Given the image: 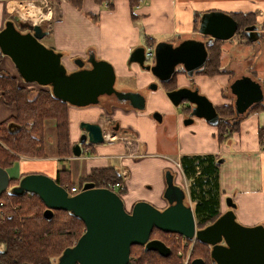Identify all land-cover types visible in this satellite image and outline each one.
Masks as SVG:
<instances>
[{"label": "crops", "instance_id": "1", "mask_svg": "<svg viewBox=\"0 0 264 264\" xmlns=\"http://www.w3.org/2000/svg\"><path fill=\"white\" fill-rule=\"evenodd\" d=\"M107 1L111 0L103 2L97 0H0V29L15 14L13 11L19 10L21 13L23 7L34 6L40 12L38 20L34 23L45 26V29L49 31L42 42L63 53V63L69 71L77 69L74 59L87 58L89 52H94L98 59L107 60L114 66L117 79L126 88L123 90L140 91L146 85L158 80L150 71L142 69L136 62H129L135 48L148 47L160 41L177 44L191 38L203 40L201 37L204 35L194 29V20L200 19L201 15L208 11L220 10L229 14L253 12L256 14L255 26L260 36L250 43L244 42V39H240L241 43H239L237 41L240 37L237 33L232 39L224 41L221 53L224 73L195 74L193 77L186 73H177L176 81L178 87L191 85L198 87L215 106L229 105L233 102L232 96L223 95V89L235 78L248 75L260 83L264 81V0H141L134 7L131 6V0H112L113 5L110 8L106 4ZM12 6L18 10L13 9ZM147 39L150 41L148 45ZM239 46L251 49V52L240 56L237 54ZM72 65H75V68ZM0 71L18 75L15 64L6 55L0 56ZM216 84L218 88L222 85V88L220 87L219 90ZM159 86L160 90L157 94L162 97L161 101L155 102L152 99L154 97L152 93L149 97V105L147 103L149 109L146 112L136 113L134 109H131L123 120V124L127 126L131 125L129 122L131 119H138L131 126L141 136L140 141L143 144L145 142V146L148 147L147 152L141 147L142 153L138 154L139 157L126 158V146L122 142L110 141L104 145L96 144L88 147L79 157L71 152L68 157L60 158L57 155L55 130L51 129L49 133L46 130V138L48 143H53V154H47L45 158H21L7 169L8 172L10 170L14 172L9 173L10 178L21 179L29 173H44L56 178L59 170H66L63 162L68 160L78 163L76 164L77 174L70 169L67 170L70 171L72 182L80 188L79 180L82 176L90 173L95 167L110 166L113 165V161H116V166H120L127 172L124 177L126 193L122 195L127 210L140 200H146L158 207L165 202L162 199L165 191L162 182L165 168L177 170V182L186 181L189 190L191 180L184 174L180 159L183 156L212 154L217 157L219 163L221 212L228 210L226 198L231 197L236 204L234 212L239 223L245 226L264 225V141L260 134L261 129L264 130V108L251 111L240 121L239 129L234 131L225 142L220 143L217 138V127L205 119L196 118L192 125L183 124V120L187 118L186 109H183V114L179 112L166 97L164 92L167 91L162 82ZM73 107L75 106H69V131L72 146L78 142L75 129L72 124L70 125V118L73 120L74 116ZM78 108H82L78 111L80 119L101 121L99 116L104 109L101 105ZM154 109L161 110L162 121L148 115ZM117 110L116 117L123 119V111ZM16 113L15 106L5 104L0 93V122ZM149 126L161 132L160 141L171 143L173 138L176 139V151H155L152 146L150 147V144L154 145L155 141L144 132ZM172 153L177 154L176 162L170 159ZM80 159L87 161L83 166V172L86 171L84 174L80 173L82 172L81 162H77ZM219 160L222 161L219 162ZM59 161H63L61 167L58 165ZM15 164L17 170H14ZM76 175L78 176L75 177ZM187 192L189 196V191ZM190 202L194 207V203L191 200Z\"/></svg>", "mask_w": 264, "mask_h": 264}, {"label": "water", "instance_id": "2", "mask_svg": "<svg viewBox=\"0 0 264 264\" xmlns=\"http://www.w3.org/2000/svg\"><path fill=\"white\" fill-rule=\"evenodd\" d=\"M238 28L239 23L231 14L208 11L201 16L199 26V33L209 37L207 42L197 39H186L176 45L168 41L157 42L153 64L145 62L146 46H138L131 53L129 62H136L162 83L170 80L179 67L193 77L194 72L207 62V45L213 40L232 39ZM244 32L251 41L260 36L255 25ZM48 34L41 24L23 20L18 14L0 29V51L11 58L24 82L50 86L54 96L75 107L98 105L104 96L114 95L134 109L145 108L146 98L140 91L116 89L114 66L107 60L98 59L94 52H89L87 58L74 59L78 68L69 71L63 63V53L42 42ZM158 86V82H153L150 88L157 89ZM230 89L235 96V117H241L253 105L264 102L262 84L251 76L235 78ZM166 93L175 106L187 104L185 109H190L184 124H192L196 118L213 125L218 123L220 116L216 106L198 87H178ZM155 116L162 121L161 114ZM81 127L86 133L72 149L76 157L81 156V144L86 140L95 145L105 141L100 124L83 121ZM10 180L7 169L0 166V196L8 190ZM12 191L37 194L47 206L44 215L48 218L54 210H63L84 222V233L73 246L63 251L55 264H129L134 245L144 246L146 251H156L164 257L170 256L172 249L164 241L151 239L154 229L209 245L210 257L215 264H264L263 224L245 226L239 223L234 212L236 204L228 197V210L210 224L198 228L193 206L186 202L187 192L171 177L167 179L164 192L169 205L163 209L140 200L129 211L120 194L93 183H85L80 191L71 194L67 187L44 173L24 175ZM191 264H205V261L195 258Z\"/></svg>", "mask_w": 264, "mask_h": 264}, {"label": "trees", "instance_id": "3", "mask_svg": "<svg viewBox=\"0 0 264 264\" xmlns=\"http://www.w3.org/2000/svg\"><path fill=\"white\" fill-rule=\"evenodd\" d=\"M103 2L104 0H97ZM140 0H131L134 7ZM110 8L112 0L107 4ZM134 10V8H133ZM134 14V13H133ZM239 23L238 34L244 42H252L244 30L257 24L256 14L232 13ZM194 29L199 30L200 19L195 18ZM221 40H213L207 45L208 59L206 64L194 72L195 74L216 75L225 72L221 64L223 51ZM146 44H150L147 39ZM3 53L0 51V56ZM177 73H186L181 67L172 78L163 83L166 91L178 88ZM27 84H35L38 88H29ZM264 92V81L261 83ZM0 93L3 101L9 106H15L16 115L0 122V166L8 169L23 158H45L47 155V125L56 129L57 155L60 158L71 154L69 131L70 104L57 98L50 86H40L36 83H26L21 77L0 71ZM264 108L263 102L253 105L241 117H235L234 103L216 106L220 119L215 125L218 129L217 138L220 143L231 137L239 129L240 121L251 111ZM263 139L264 130L260 131ZM180 164L184 174L191 180L189 197L194 203V212L200 226L216 220L221 214V191L219 183V163L215 155L183 156ZM57 183L67 187L71 194L75 183L72 182L69 170H59ZM20 179L11 178L7 191L1 194L0 202V264H55V258L63 251L73 246L84 233V222L74 214L54 210L51 217H46L47 208L41 198L34 193L15 194L11 186L19 184ZM80 188L86 183L97 187H106L116 191L121 196L126 193L124 178L114 166L95 167L86 176L80 178ZM160 231L159 229H154ZM151 238H155L152 237ZM202 246L207 244L197 240ZM138 251L132 255L129 264H154L159 255L156 251H146L144 246L134 245ZM209 246V245H208ZM155 253V254H153ZM172 255V254H171ZM210 252L199 255L205 264H215ZM208 257V259H207ZM134 258V259H133Z\"/></svg>", "mask_w": 264, "mask_h": 264}, {"label": "rangeland", "instance_id": "4", "mask_svg": "<svg viewBox=\"0 0 264 264\" xmlns=\"http://www.w3.org/2000/svg\"><path fill=\"white\" fill-rule=\"evenodd\" d=\"M13 7V9H16V10H18L16 7H14V6H12ZM15 14H18V15H20L22 18H23V20H26V21H29V22H31V23H34V17H36V16H40V13H37V14H35V13H29V14H27L28 16L27 17H25V16H22L21 15V13L19 12V10L18 11H13ZM203 15V14H202ZM201 15V16H202ZM31 18V19H30ZM43 26V25H42ZM44 28H45V26H43ZM47 27V26H46ZM240 37V36H239ZM143 38H144V40H145V35L143 34ZM201 38H203V39H205V38H207L206 36H202ZM240 39H244L243 37H240L239 38V41H237V42H239V43H241V40ZM244 41V40H243ZM236 42V41H235ZM236 42V44L237 45H239L238 43ZM44 43V42H43ZM225 43V42H224ZM223 43V44H224ZM144 44H145V42H144ZM250 50V51H249ZM237 51H238V53L237 54H239L240 56H243V55H248L250 52H251V49H248V48H246V47H241V46H239V47H237ZM74 66V68H75V65H72V67ZM77 67V66H76ZM17 69V68H16ZM17 72H18V75L17 76H19L20 77V74H19V71H18V69H17ZM219 80V79H218ZM23 81V80H22ZM24 82V81H23ZM160 81L158 80V83H159ZM153 83V82H152ZM152 83H150V84H148V85H146L142 90H140L141 91V93H143V95L145 96V98H146V104H145V108L143 109V110H134L136 113H138V112H146L149 108H148V106H147V103H148V105H149V97H150V94H152V93H154V97L152 98L155 102H159V101H161L162 100V97L160 96V95H158L157 94V92L160 90L159 88L158 89H151L150 88V85L152 84ZM161 83V82H160ZM160 83H159V85H160ZM123 84L121 83V81L120 80H118L117 79V81H116V84H115V87H116V89L117 90H123V89H126V88H124L123 86H122ZM217 85V84H216ZM27 86L29 87V88H34V89H37L38 87L35 85V84H27ZM160 87V86H159ZM222 88V85H219V88H218V85H217V88L220 90L221 88ZM217 89V90H218ZM223 95H225V96H232V98H233V103H234V99H235V96L231 93V89H230V84L228 85V86H225V88L223 89ZM165 93V95H166V97L168 98V100H169V102L173 105V106H175L172 102H171V100L169 99V97L167 96V93L166 92H164ZM104 98V97H103ZM102 101H103V99H102ZM185 106H186V104H181L180 106H175L176 108H178V110H179V112H181L182 114H183V109L185 108ZM85 108V107H84ZM80 109H82V108H78V107H73V109L72 110H74V116H73V120H71V118H70V125L72 124V126L74 127L73 129H75V133H76V139H77V141H79V138H80V135L82 134V132H83V129H82V127H81V123L83 122V121H85L84 119H80L79 118V113H78V111L80 110ZM185 112H187V116L189 115V112L188 111H186L185 110ZM156 113H159V114H161V116H162V112H161V110H158V109H154V110H152V111H150L149 113H148V115L151 117V118H153V119H155L156 120V118H155V115H156ZM125 117H127V116H123V120H124V118ZM135 121H138V119H131V121H129V122H131V125L133 124V123H135ZM183 124H184V120H183ZM130 125V126H131ZM159 125H161V123H159ZM192 125V124H191ZM51 129H53V131H54V133H55V135H56V129H55V127L52 125V126H50L49 124L47 125V133H49V132H51ZM144 132H146V133H148L149 135H150V137L152 138V140L154 139V141H155V144L153 145H151L150 143V147L152 146V148L155 150V151H170L171 150V152H172V150L173 151H176V149H177V140L176 139H172V141H171V143H169V142H164V141H160V138H161V136H162V134H161V132H158V130H157V128H155V129H153L152 127H148V128H145V130H144ZM46 133V134H47ZM108 133V132H107ZM156 133H157V136H156ZM49 135V134H48ZM48 135H47V137H48ZM141 135V134H140ZM141 137V136H140ZM56 140H57V138H56ZM113 140V139H112ZM115 141H118L117 140V138L115 139ZM107 144V143H106ZM168 144H169V146H168ZM47 148H46V152H47V154H50V155H52L53 154V149H54V147H53V143H48L47 142ZM97 145H104V143H101V144H97ZM151 149V148H150ZM90 151H92L91 149H89ZM127 150V154H125V156H126V158H133V159H135V158H137V157H139L140 155H138V156H134L133 155V153H130V150H128V149H126ZM153 151V150H152ZM169 154V153H168ZM173 155H171V157H170V159H173V161L174 162H176L175 161V159H177V154L176 153H172ZM23 158V157H22ZM81 162V168H82V172H80V173H82V174H84V173H86V171L85 172H83L84 170H83V166H84V164H86L87 163V161H85L84 159H80V160H78L77 162ZM63 162V161H62ZM62 162H60L59 161V163H58V165H59V167H61V163ZM119 163V162H118ZM76 164H78V163H75V162H73V161H68V160H66L65 162H63V165L66 167V169H70L74 174H77L76 173ZM112 164H114V165H116L117 164V162L116 161H113L112 162ZM14 170H17V165L15 164L14 165ZM9 173H14L12 170H10L9 171ZM178 173V172H177ZM11 175V174H10ZM78 175H76L75 177H77ZM74 177V178H75ZM80 182V181H79ZM78 181H77V183H79ZM125 182H126V178L124 179V184H125ZM183 182V181H182ZM182 182H181V180H180V182L179 183H181V184H179L186 192L187 191H189L188 190V186H187V184H186V181H184L183 182V185H182ZM11 187H13V186H11ZM123 197V200H124V196H122ZM163 200H165L164 198H162ZM126 201V200H125ZM186 202H187V204H189V205H191V206H193L192 205V203L190 202V199H189V196H188V192H187V198H186ZM125 203V202H124ZM165 204H166V202H163L162 203V205H159L158 206V208H161V209H163V207H165ZM131 209L132 208H128V210L129 211H131ZM196 222H197V219H196ZM210 224V223H209ZM206 225H208V223L207 224H205L204 226H200V225H198V223H197V227L198 228H202V227H205ZM85 231V230H84ZM152 237H155V238H158V239H160V240H162V241H164L168 246H170V248L172 249V255H170V256H168V257H164V256H162L161 254V257L159 256V255H157V257H156V259L155 260H153L154 261V264H191V262H192V260H194L195 258H197V256H199V255H204V254H207V252H210L211 251V247L210 246H202L201 245V243L200 242H198L197 241V239H188V238H185V237H183V236H180V235H178V234H175V233H168V232H163V231H158V230H155L154 232H153V234H152ZM139 249H138V247L137 246H133L132 247V249H131V252L133 251V253H132V255L133 254H135L137 251H138ZM153 254H155V253H153ZM155 256H156V254H155ZM210 256V255H209ZM58 258L59 257H57V258H55V262H57L58 261ZM134 259V258H133ZM207 259H208V257H207ZM145 264H147V263H145Z\"/></svg>", "mask_w": 264, "mask_h": 264}, {"label": "flooded vegetation", "instance_id": "5", "mask_svg": "<svg viewBox=\"0 0 264 264\" xmlns=\"http://www.w3.org/2000/svg\"><path fill=\"white\" fill-rule=\"evenodd\" d=\"M14 16H15V14H13L9 19H13ZM23 31H27V29H24ZM191 39H193V38H191ZM208 39H209V37L203 39L202 41L207 42ZM173 44H175V43H173ZM146 48H147V46H146ZM87 66H89V65L87 64ZM228 73H231V72H228ZM153 82H156V81H153ZM190 87L191 88H195L194 85L193 86L191 85ZM102 99H103V101H102ZM102 99H101V102L98 104V105H101L104 108L102 110L103 113L100 114V116H99V119L101 121H91V120H85V121L98 123V124L101 125V127L103 129V136L105 138V141L103 143H107L108 142L107 139H106V134H110L112 139H116L117 138L118 142H122V144H124L126 146V149L130 150V153L133 152L134 156H137L139 153H142V150L147 152L148 151V147H147V145L145 146L146 143L144 142V144H143V142L140 141V136H139V134L137 132H135L133 127L130 126V125L125 126L123 124L124 123L123 119H120V118L116 117V113L118 111L117 109H121L123 111V115L125 116V115H127V112L129 110H131V109L133 110L134 108H132L128 103H121L120 101L117 100L116 96H114V95H112V96H104V98H102ZM186 111L190 112V109L187 108ZM162 117H163V115H162ZM155 118H156V120H158V118L156 116H155ZM84 133H86L85 130H83L82 134L80 135L79 141L76 142L73 146L71 145V152L73 151L72 150L73 147L77 143L80 142V139H81V137H82V135ZM93 145H95V144H90V143H88V140H86L84 143L81 144L82 153H83V150L85 151V150H87L88 147H91ZM141 147H143L142 150H141ZM110 166L116 167L119 170L120 174L123 173V170L120 168V166H116L114 164L110 165ZM177 172H178L177 170H174L173 168H170V167H167V168L164 169L162 182H163V184L165 186V190L167 188V179H168V177L173 178L174 183L179 185L178 182H177V177H178V173ZM86 183H89V182H86ZM163 198H164V194H163ZM165 202H166V206L165 207H167L169 205V202H168L167 199H165ZM180 236H182V235H180ZM151 239H154V238H151Z\"/></svg>", "mask_w": 264, "mask_h": 264}, {"label": "built area", "instance_id": "6", "mask_svg": "<svg viewBox=\"0 0 264 264\" xmlns=\"http://www.w3.org/2000/svg\"><path fill=\"white\" fill-rule=\"evenodd\" d=\"M141 1V0H140ZM109 1L106 2V4H108ZM155 45H150L146 48V63H149V64H153L154 63V60H155ZM106 139L108 142L110 141H115V139L112 140L111 138V135L110 134H106ZM263 141H264V135H263ZM127 174V172L123 171L122 175L123 177H125ZM125 184L121 185V187H124ZM73 192H78L80 190H78V188L76 186L72 187L71 188ZM0 205L3 206L4 205V202H0ZM187 264V263H186Z\"/></svg>", "mask_w": 264, "mask_h": 264}, {"label": "bare ground", "instance_id": "7", "mask_svg": "<svg viewBox=\"0 0 264 264\" xmlns=\"http://www.w3.org/2000/svg\"><path fill=\"white\" fill-rule=\"evenodd\" d=\"M21 10H22L21 11L22 16H25V17H27L28 16L27 14H29V13H35V14L40 13L39 10H38V8H35L34 6H28V7L26 6V7H23ZM38 18H39V16L34 17L33 18L34 19L33 21L38 20Z\"/></svg>", "mask_w": 264, "mask_h": 264}]
</instances>
